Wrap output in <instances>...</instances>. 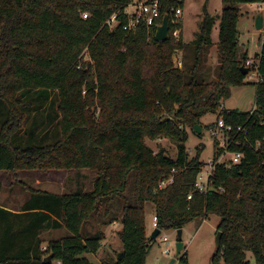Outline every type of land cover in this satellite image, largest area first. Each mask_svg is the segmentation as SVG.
<instances>
[{
  "label": "trees",
  "instance_id": "obj_1",
  "mask_svg": "<svg viewBox=\"0 0 264 264\" xmlns=\"http://www.w3.org/2000/svg\"><path fill=\"white\" fill-rule=\"evenodd\" d=\"M130 1L0 0V171L97 173L90 192L34 195L32 207L41 210L35 214L42 223L39 231L54 228L56 215L71 234L33 255L0 252V264H44L49 255L63 264H95L85 255L99 251L104 233L98 230L83 241L82 228L115 199L122 202L118 236L123 246L122 258L117 252L113 264H146L155 241L146 232L147 204L155 209L160 231H178L217 215L223 236L213 264H250L248 254L255 264H264V149H255L264 140V44L256 55L261 78L256 108H222L232 88L247 78L241 67L250 58L247 52L239 54V6L264 0H223L219 64L212 80L204 70L214 45L210 15L196 40L186 44L182 33L179 40L172 35V11L182 8L183 0H159L157 25L169 15L171 32L158 41V26L141 24L135 33L125 32L123 14L114 29L106 25ZM86 49L94 65L83 62ZM176 51H183L182 69L173 63ZM210 113L248 134L233 133L239 145L229 150L244 157L231 167L216 166L213 188L204 193L195 188L204 168L202 151L191 159L185 143L187 128L194 129ZM159 138L177 143L176 159L164 150L155 154L146 144ZM221 153L215 152V161ZM170 176L173 181L161 188ZM8 246L3 241V249ZM180 262L188 264L186 253Z\"/></svg>",
  "mask_w": 264,
  "mask_h": 264
},
{
  "label": "rangeland",
  "instance_id": "obj_2",
  "mask_svg": "<svg viewBox=\"0 0 264 264\" xmlns=\"http://www.w3.org/2000/svg\"><path fill=\"white\" fill-rule=\"evenodd\" d=\"M183 2L184 4L182 6L183 14L181 18V25L183 31L182 39L186 44H191L196 40L206 14L210 15V17L214 20V27L211 34L212 42L214 45L207 56V61L204 69L208 80H212L214 78V70L219 64L217 45L219 43L220 23L225 5L223 3V0H183ZM239 7L240 18L237 25L240 39L239 54L240 57H242V55L247 52L250 58L249 60L254 63L253 69H255V67L259 64V59L256 58V55L258 54V51L261 52L262 46L264 44V25L262 30H257L255 22L257 16L260 13H262L264 16V4L259 5L258 3H248L242 4ZM259 43L260 45H258ZM178 59H182L183 62V51H181V53H179V51H176L174 54L173 63L176 67V61ZM83 62L86 64L89 63L91 65H94V61L92 60L88 49H86L83 53ZM258 79L259 74L257 70L249 73L247 75V78L245 79L244 85L232 88L231 97L223 101L222 108H225L228 111L238 110L241 112H249L255 109ZM97 109L100 108L98 107ZM218 118V114L210 113L205 115L201 119L200 125L203 128V133L201 135L197 134L194 129H191L189 127L187 128L189 138L185 143V146L187 152L189 153V157L191 159L194 158L197 154L198 149L202 151L200 155V161L204 164V168L199 174L198 180H201L203 182L206 181V177L211 169L210 165L214 160L215 152L218 151L219 147L223 143L222 140L212 136L210 133L211 128H213ZM146 144L153 150L155 154H158L160 151L164 150L173 159H176L178 156V145L171 138H159L156 140L147 139ZM229 158L230 156L225 157V159ZM1 173L2 171H0V174ZM19 174L24 175L27 173L21 172ZM85 175V179L87 181L95 182L97 176V173L95 171L87 170L85 172ZM29 178L30 177H28L27 179ZM129 180L131 187L126 192V194L131 198V191L134 187V173L130 175ZM115 202L119 205H122V202L120 203L118 199H115ZM115 202L112 203L110 207L109 204L105 203L104 212L106 210L111 211L114 207L113 205L115 204ZM104 212L99 211L96 212L95 215H98V213L104 214ZM152 217V213H149L146 219L147 226L145 225L147 227L146 230L149 234V237L154 231L152 226ZM93 219L94 216L88 224H85L83 226V231L92 228V230L94 231L93 233L98 232L97 227L92 225ZM220 221L221 219L217 215H210L206 219H196L184 226L182 235L184 250L182 251L181 255L186 253L188 264H213L212 258L217 251L215 241L218 234V225ZM160 236H166L169 238V246L172 249L170 255H165L163 253L167 244L160 239ZM160 236L152 242V247L147 257L146 264H170L172 259H180V257H176V244L179 241L177 230H162ZM121 245L123 246L122 242ZM102 258L105 259L106 257L103 256ZM110 258L111 264H113L116 259V254L110 256ZM248 258L250 260V264H255V261L250 254H248ZM89 259L94 262L92 255H89ZM178 264L183 263L179 262ZM220 264L224 263L221 261Z\"/></svg>",
  "mask_w": 264,
  "mask_h": 264
},
{
  "label": "crops",
  "instance_id": "obj_3",
  "mask_svg": "<svg viewBox=\"0 0 264 264\" xmlns=\"http://www.w3.org/2000/svg\"><path fill=\"white\" fill-rule=\"evenodd\" d=\"M87 170L2 171L0 174V245H2L0 252L33 255L37 249L44 252L50 241H58L69 236L71 232L56 215H53L51 220L55 224L54 228L39 231V226L42 223L38 221L35 214L41 210L32 207L35 201L34 195L39 194V192L57 196L90 192L94 187V181L89 182L85 179ZM21 172L27 174L21 175L19 174ZM28 177L30 178L27 179ZM113 206L111 211L106 210L104 212L105 207L102 208L101 211L104 214L98 213V215H95L96 213H93L89 219L90 222L94 216L92 225L97 227V231L104 233V239L101 242L99 251L95 254L85 255L88 259L89 255H92L93 263L96 262L95 264L111 262L110 256L115 255L117 252L120 253L122 250L118 236V232L122 228L121 209L116 202ZM149 213H152V216L155 215V209L151 204L146 206V226V219ZM93 232L92 228L85 231L82 230L83 241L92 236ZM147 235L149 237L148 232ZM3 241L9 243V246L5 249H3ZM103 256L106 258L103 259Z\"/></svg>",
  "mask_w": 264,
  "mask_h": 264
},
{
  "label": "built area",
  "instance_id": "obj_4",
  "mask_svg": "<svg viewBox=\"0 0 264 264\" xmlns=\"http://www.w3.org/2000/svg\"><path fill=\"white\" fill-rule=\"evenodd\" d=\"M260 4H264V2ZM172 13H173L172 24L175 27L174 31L172 32V35L176 40H179L181 37L182 29L179 28L178 25L181 24V18L183 14L182 8L181 7L176 8L172 11ZM119 14L125 15L128 19L127 23L123 25V30L127 33H135L141 24H145L148 28L161 25V24L157 25V20L161 17V6L159 3V0H131L130 3L124 9V11H122L121 13L119 12L115 13L106 22V25L110 29H114L115 27L119 25V21H118ZM83 17L87 18L88 15L84 14ZM170 32H171V27H170ZM170 32H169V35H170ZM176 62H177V67L182 68L183 66L182 59L180 60L178 59ZM253 65L254 63L251 60L246 62V67H249V69H252L250 73L254 72V70L258 71L259 64L258 66L255 67V69H253ZM260 81H261V78L259 76L258 82ZM234 132H237L238 134H243L245 136H247L248 134L247 130L244 129L243 127H238L237 129H234L233 126L226 125L223 119L221 118H219L217 122L214 124L213 128H211L210 130L211 135L223 141L222 145L218 149V151L222 150V153L220 154V156H218L216 161L214 160L211 162V165H210L211 169L206 177V181L203 182L201 180H197L195 184L196 190L207 193L210 189L213 188L212 175L215 171L216 166L224 165L226 167H231L233 165L239 164L242 161L244 157L243 153L231 152L229 150V146L231 144L239 145L235 137L232 136ZM255 149L257 151L260 149H264V140L258 141L256 143ZM228 156H230V158L225 159V157H228ZM172 181H173V177L170 176L169 178L163 180L160 183V187L165 188ZM191 198H192V195L188 197V199H191ZM152 225H153V230L158 229L157 215L153 216ZM160 235H161V231H160L159 236ZM160 239L164 243L167 244L163 253L165 255H170L172 249L169 246L170 244L169 238L166 236H160ZM178 257L181 258L182 255ZM178 261L180 262V259H176L175 263L178 264L179 263ZM52 264H63V262L61 260H55V261H52Z\"/></svg>",
  "mask_w": 264,
  "mask_h": 264
},
{
  "label": "water",
  "instance_id": "obj_5",
  "mask_svg": "<svg viewBox=\"0 0 264 264\" xmlns=\"http://www.w3.org/2000/svg\"><path fill=\"white\" fill-rule=\"evenodd\" d=\"M255 25H256L257 30L263 29L264 16L262 13H260L257 16ZM169 32H170L169 15H165L162 24L157 27L155 38L158 41H166L169 38ZM259 45H260V43H259ZM259 53L260 52L258 51V54ZM241 71L245 76H247L250 73L249 67H246V66H242ZM194 131L197 134L201 135L203 133V128L200 125H196L194 127ZM177 233H178L179 241L176 244V257L181 256L182 251L184 250V243L182 242L183 229L178 230ZM159 234H160V230L155 229L151 235V239L156 240L157 237L159 236ZM222 236H223V233L221 231H218V234L216 236V241H215L216 249H219L221 246ZM121 258H122V253L120 252V253H118V259H121ZM52 261H53V256L49 255L45 258L43 263L44 264H51ZM175 261H176V258L172 259L170 264H174Z\"/></svg>",
  "mask_w": 264,
  "mask_h": 264
}]
</instances>
